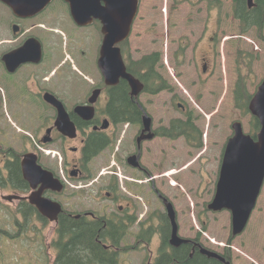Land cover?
<instances>
[{
    "label": "flooded vegetation",
    "instance_id": "1",
    "mask_svg": "<svg viewBox=\"0 0 264 264\" xmlns=\"http://www.w3.org/2000/svg\"><path fill=\"white\" fill-rule=\"evenodd\" d=\"M138 1V11L140 13L141 4L144 0ZM102 5L104 6L105 3L102 2ZM0 9L3 11L0 10V105L3 104L2 93L3 95H10L11 104L18 109L15 117L10 115L15 126L11 127L5 117H0V137L3 138V140H0V190L10 191L7 194H1L0 205L6 206L10 210V206L15 203V211L21 203H27L30 206L26 198L32 193L33 189L31 190L29 185L27 187L24 182L22 158L31 149L19 152L16 149L6 148L2 145L5 144L3 141L6 140V135L19 138L25 143L30 141L25 135L26 131L22 128H18L16 132L14 128L18 127L17 122L32 127L29 135L32 139L34 138L36 146L41 145L58 150L50 151L53 154L50 156L41 154L38 150L31 151L39 156L40 162H43L42 166L51 170L54 177H62V180L68 183H63L64 189L60 193L45 190L44 196L60 202L66 213L64 217L70 219L74 217L75 220L83 218L87 223L100 225L105 232L103 239H99V235L95 239L104 250L117 254L128 251L134 253L149 252L152 258L147 264H160V261L162 262V259H165L164 257H170L174 249L181 247L186 250L189 249V254H191L193 252L192 242L183 243L179 246L171 243L172 223L166 212L164 199L161 196L165 195L160 191L152 177L146 179L145 182L151 195L155 196L164 210L157 213L147 209L143 220L138 218L141 205L138 196L146 195L141 191L142 186L127 183L134 189V194H123L119 183L113 180L116 173L113 167H110L112 170L107 172L109 177L106 184L101 177L99 178L100 182L92 184L91 187L96 188V191L92 188L86 191L77 190L74 185L86 182L94 175L93 169L87 161L88 155L84 152V147L90 144L88 143L90 138L103 136L106 143L101 147H106L105 149L113 148L114 141L122 126L136 129L132 150L126 154L125 162L122 164L124 168L134 172L127 170H124V172L131 174L134 177L133 180L151 174L144 166L136 168L129 162L130 156L137 153H140L139 161L142 160L143 144L147 142L144 141L140 145L137 139L143 132L145 115L152 117L149 109L153 106V103L145 104L143 99L146 95H158L154 94L155 88L150 84V82H155L152 79L153 76L150 74L148 78L145 77L146 73H150L149 67L143 69L140 63L142 59L135 60L132 56L127 55V41L118 45L126 64L128 65L129 61L133 62L126 66L127 72L132 73L145 85L143 91L136 97L131 96V86L125 78L119 76L118 83L112 86V80L111 83L109 79L104 81L98 67L104 23H106V27L119 26L123 18L122 14L118 13L119 16L113 14L112 8H107L106 13H101V10L98 9H92L89 15L84 16L83 20V23H85L91 17V23L79 24L72 16L69 5L65 0H52L41 12L28 15L16 14V11L14 12L2 1H0ZM139 13L134 25L137 22ZM68 26L70 29H68ZM66 31H69L71 36L70 54L63 50L62 41ZM93 33L98 35L100 42L99 46L95 48L93 58L90 59L86 57L85 51L77 53L76 48L84 44L87 45V51L89 52V41L92 37L94 38ZM214 39L215 37L211 36L209 40L214 42ZM202 61V70L207 72L214 58L209 60L206 52L202 57ZM117 73H121V70H118ZM113 74L114 72L111 70V77H114ZM124 82L128 85L127 95L134 100L140 110V118H129L128 114L119 115L118 109L116 111L110 108L113 89ZM96 90H99L98 98L95 104L91 105L89 99ZM50 95H54L61 102L68 113L69 119L75 125L77 130L75 138L67 136L56 126L58 107L48 101L47 98ZM116 105L117 107L121 106L120 103H116ZM150 105L152 106L149 107ZM181 105L179 104L180 109L187 114L186 105L183 103ZM81 106H93L94 117L91 120L84 119V116H80L76 111ZM171 120L166 125L169 127H165L166 131L171 130ZM152 121L154 125L153 117ZM34 127H38L36 131H34ZM159 129L161 128H154L157 137L159 136ZM182 138L185 139L183 135L177 139ZM69 153H71V156H69ZM57 155H60L61 163H59L60 159ZM14 164L20 168L21 179L12 177L11 171ZM78 188H81V186ZM86 192H89L92 201H95L103 212H97L94 208L84 206L81 199ZM21 195H25L23 200L15 198ZM76 198L79 200H76ZM63 199L69 200L66 202L67 204L63 202ZM72 200L75 201L73 204ZM66 206H69V208L66 209ZM77 208L82 210H75ZM76 211L83 212L79 218L75 217L78 215H75ZM25 217H28V215ZM62 222L63 217H60L58 224L61 225V228ZM115 228L117 232L113 234ZM98 232L100 233L101 230Z\"/></svg>",
    "mask_w": 264,
    "mask_h": 264
},
{
    "label": "rangeland",
    "instance_id": "2",
    "mask_svg": "<svg viewBox=\"0 0 264 264\" xmlns=\"http://www.w3.org/2000/svg\"><path fill=\"white\" fill-rule=\"evenodd\" d=\"M219 1L220 7L210 0H144L141 4L127 55L132 54L134 59H138L154 52L160 53L163 60L159 65L161 74L173 86L172 93L146 95L143 99L145 104L153 103V106H149H152L149 112L154 118V128L166 127L171 119L185 120L186 115L191 114L193 124L203 135L200 148H195L184 138L169 140L157 137L143 144L141 162L151 173L149 177H152L160 191L165 193L176 207L183 236L192 239L201 236L204 244L214 246L220 251L228 248L233 257V264H264V186L246 231L231 241V213H213L207 209L216 190L224 146L232 135L231 124L241 121L248 134L254 129L255 119L250 113L240 109L233 99L237 78L240 74L245 76L249 70L243 63L244 58L245 63L247 61V54H252L255 60L246 82V91L254 93L264 81V42L258 40L252 31L240 36L238 22L233 17L232 0ZM68 28L70 29L69 26ZM93 34L87 56L90 59L93 58L95 48L100 42L98 35ZM211 36L215 37L214 42L209 40ZM250 41L255 42V45ZM82 47L86 48L87 45L83 44ZM183 49H187L184 55ZM240 49L246 54H243L244 58H241L242 63L237 70V50ZM206 52L209 60L214 58V61L204 73L202 57ZM172 96H180V102L187 107V114L173 105ZM3 108L12 117L17 115L18 109L11 104L10 95H3ZM16 125L24 131H32L31 126L17 122ZM37 128L34 127V131ZM135 134L134 127H120L116 146L108 148L90 164L94 175L104 173V183L108 181L107 172L112 170L110 167L117 173H122L124 177H116L122 182L121 192L125 195L134 191L127 184L133 183L129 180L133 178L124 170L133 171L124 168L122 164L126 154L132 150ZM0 140L3 138L0 137ZM3 142L5 144L2 145L6 148L12 147L24 152L25 149H34L35 140L25 143L19 138L6 135ZM74 185L77 190L86 191L92 188L96 191V188L91 187V182ZM80 186L81 188H78ZM148 191L147 188L143 189L149 198L144 195L142 202L139 201L141 205L138 218L142 220L145 219L147 209L157 213L164 210ZM9 192L0 190V196ZM81 200L84 206L103 212L99 209L100 206L92 201L89 192H86ZM67 201L69 200L63 199V202ZM71 202L73 204L75 201ZM4 208L0 207V211ZM1 215L7 216L1 212L0 228L9 232L12 226ZM202 221L207 225L206 231H201ZM52 230L51 224L44 229L49 241L52 239ZM11 246L4 244L0 237V264H16L18 261L26 264V256L29 254L22 250L15 252L16 258L23 254L21 259L15 260L11 252L5 255L7 248ZM19 248L17 244L13 250ZM55 255L56 253L50 250L48 257L51 259ZM144 257L122 254L120 259L121 264L124 260L127 264H143Z\"/></svg>",
    "mask_w": 264,
    "mask_h": 264
},
{
    "label": "water",
    "instance_id": "3",
    "mask_svg": "<svg viewBox=\"0 0 264 264\" xmlns=\"http://www.w3.org/2000/svg\"><path fill=\"white\" fill-rule=\"evenodd\" d=\"M12 7L20 6L27 9H36L42 5H45L49 0H3ZM72 6L73 12L79 14L82 12L80 8L82 0H68ZM249 8L254 7V0H247ZM89 4L87 3V6ZM138 8V0H127L125 4H119L118 7H114L113 14L119 16L122 14L123 18L119 26L105 27L106 41L102 50L101 64L106 70V63L113 60L119 61L118 48H115L116 39L121 40L128 37L131 31V24L136 16ZM123 24V25H122ZM117 40V41H118ZM122 64V63H121ZM121 76L129 80L132 88V97L139 95L143 88V85L131 75L126 73L124 67H120ZM94 101V99H93ZM249 110L256 116L261 125L260 133L255 141L250 135H246L243 132L242 125L239 122L233 124L234 136L230 138L225 147L223 161L220 169V175L216 187V194L209 205V209L213 211H220L227 209L232 212L233 215V233L238 235L245 229L252 211L256 206V202L260 193L264 181V83L261 84L257 93L253 96ZM60 126L64 128L63 131L74 135L75 128L68 122L66 114L61 110ZM85 115V114H84ZM144 130L143 134L138 138V142L143 140L153 139L155 134L151 132L152 120L145 115L144 117ZM35 156H27L24 160V174L33 184L37 186L42 184V188L38 192L34 193L31 197L33 204L37 205L39 210L47 215L49 218L57 219V215L61 212L59 204L52 202L50 199L43 198V190L47 188L60 190L61 187L58 182L51 180V174L43 171L39 165L36 164ZM129 162L133 166H139L138 157L133 156L129 159ZM166 208L168 216L173 226L171 243L175 246H179L183 243H188L189 240H185L178 236V227L176 223V212L172 204L166 200ZM203 255L210 258H217L223 262L225 260L204 248L200 249ZM230 264V263H227Z\"/></svg>",
    "mask_w": 264,
    "mask_h": 264
},
{
    "label": "trees",
    "instance_id": "4",
    "mask_svg": "<svg viewBox=\"0 0 264 264\" xmlns=\"http://www.w3.org/2000/svg\"><path fill=\"white\" fill-rule=\"evenodd\" d=\"M232 9L234 17L240 21V29L242 33H247L250 30H255L258 38L264 39V0H255L256 7L249 8L247 0H232ZM238 63H242V54L245 52L238 51ZM248 58L243 63L249 68L248 73L243 76L239 75L238 81L235 85V100L238 107L247 109L250 96L246 91V81L252 71V63L255 60L252 54H247ZM162 59L158 53L150 56H145L140 62L143 69L149 67L150 73H146L145 77L148 78L150 74L155 82H150L151 85L158 83L160 90L171 89L172 87L159 73H153V67L157 65ZM140 65V64H138ZM126 83H121L119 86L113 89L112 93V105L111 109H118L119 115L128 114L129 118H140V110L134 100L127 95ZM116 103H120L121 106L117 107ZM188 123L181 120H174L171 123V130L164 132L165 136L170 138L184 135L187 137L189 143L193 146H201L202 133L197 130L196 126L192 122V115L188 116ZM259 128V123L256 121L255 129ZM85 147V152L88 155L87 159H92L101 151L102 147L106 143V139L103 136H95L90 138V142ZM100 147V148H99ZM99 148V149H98ZM11 171L12 177L21 179V173L19 166L12 165ZM32 212L36 210L30 207ZM63 236H67L66 243L62 245L61 252L57 257L56 264H118V255L104 250L96 241V236L99 235V239H103L104 229L97 223H87L82 218L80 220H73L63 216L62 228ZM101 230L99 233L98 231ZM117 232L116 228L113 229V234ZM99 233V234H98ZM114 236V235H113ZM190 250L184 247L174 249L170 257H164L160 264H222L215 259H209L201 255L197 250L194 255L190 256ZM227 258V257H226Z\"/></svg>",
    "mask_w": 264,
    "mask_h": 264
}]
</instances>
